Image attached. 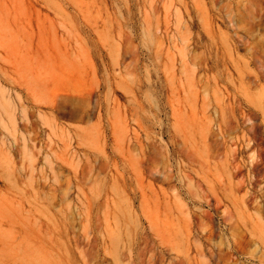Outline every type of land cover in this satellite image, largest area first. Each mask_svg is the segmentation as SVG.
<instances>
[{
  "label": "rangeland",
  "instance_id": "rangeland-1",
  "mask_svg": "<svg viewBox=\"0 0 264 264\" xmlns=\"http://www.w3.org/2000/svg\"><path fill=\"white\" fill-rule=\"evenodd\" d=\"M1 2L0 264H264V0Z\"/></svg>",
  "mask_w": 264,
  "mask_h": 264
},
{
  "label": "bare ground",
  "instance_id": "bare-ground-1",
  "mask_svg": "<svg viewBox=\"0 0 264 264\" xmlns=\"http://www.w3.org/2000/svg\"><path fill=\"white\" fill-rule=\"evenodd\" d=\"M7 19L8 13L6 9H4V4L0 0V54L5 53L7 61L11 63L10 61H13L11 56L14 53V49H10L13 35L11 25L9 24ZM4 61L6 62V60Z\"/></svg>",
  "mask_w": 264,
  "mask_h": 264
}]
</instances>
